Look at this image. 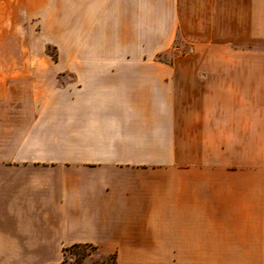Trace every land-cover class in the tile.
Here are the masks:
<instances>
[{"label": "crops", "instance_id": "1", "mask_svg": "<svg viewBox=\"0 0 264 264\" xmlns=\"http://www.w3.org/2000/svg\"><path fill=\"white\" fill-rule=\"evenodd\" d=\"M8 7L117 54L0 67V264L76 244L114 264H264V0H0L3 38ZM133 31L191 52L130 56Z\"/></svg>", "mask_w": 264, "mask_h": 264}, {"label": "rangeland", "instance_id": "2", "mask_svg": "<svg viewBox=\"0 0 264 264\" xmlns=\"http://www.w3.org/2000/svg\"><path fill=\"white\" fill-rule=\"evenodd\" d=\"M141 35V32H130V56L155 55L169 61L176 55L191 52V46L173 32L169 35L168 43L164 48L143 46V44L153 43V40L142 41L140 39ZM72 37L71 41L64 42L61 34L42 31L39 30L36 24L24 23L23 17L18 13L16 14L14 9L8 7L5 37L3 38L2 32L0 33V59L3 62L0 63V67L23 66L21 64H9L8 62L25 61L26 58L49 59V64L42 66H51V62L55 61L57 66L62 67L64 59L75 54L98 55L103 54V52L106 55L117 54V48L113 43V45L110 44L106 48L96 51L93 47L95 43L93 40L87 48L79 50L75 47L76 45L74 46V43L77 44L78 41L74 40L73 42ZM63 258H65L64 264H77L78 262L98 264L112 262V260L116 263V256L102 255L89 247L71 248L65 252Z\"/></svg>", "mask_w": 264, "mask_h": 264}, {"label": "trees", "instance_id": "3", "mask_svg": "<svg viewBox=\"0 0 264 264\" xmlns=\"http://www.w3.org/2000/svg\"><path fill=\"white\" fill-rule=\"evenodd\" d=\"M74 247H89L92 250L97 251V248L91 244H76V245H72L69 248L65 249L64 254L67 250L74 248ZM109 256H114V255H109ZM64 263H65V258H63L59 263H54V264H64ZM77 264H82V263L78 262ZM98 264H114V260H112V262H108V263L103 262V263H98Z\"/></svg>", "mask_w": 264, "mask_h": 264}]
</instances>
